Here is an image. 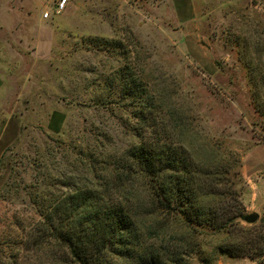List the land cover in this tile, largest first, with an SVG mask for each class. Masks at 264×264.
I'll return each mask as SVG.
<instances>
[{
  "label": "rangeland",
  "instance_id": "obj_1",
  "mask_svg": "<svg viewBox=\"0 0 264 264\" xmlns=\"http://www.w3.org/2000/svg\"><path fill=\"white\" fill-rule=\"evenodd\" d=\"M50 7L0 0V264L69 260L43 216L76 189H100L101 161L137 142L133 80L196 159L230 153L239 173L264 141V0H67L43 19ZM252 214L241 230L196 234L185 263L264 264V214ZM246 237L254 258L216 252Z\"/></svg>",
  "mask_w": 264,
  "mask_h": 264
},
{
  "label": "trees",
  "instance_id": "obj_2",
  "mask_svg": "<svg viewBox=\"0 0 264 264\" xmlns=\"http://www.w3.org/2000/svg\"><path fill=\"white\" fill-rule=\"evenodd\" d=\"M128 92L137 142L101 161L100 189H76L43 216L48 239L69 256L56 264H186L200 252L196 234L238 230L245 216L235 157L194 158L188 145L164 135L147 85L133 80ZM246 239L220 243L216 252L254 258L256 243Z\"/></svg>",
  "mask_w": 264,
  "mask_h": 264
},
{
  "label": "crops",
  "instance_id": "obj_3",
  "mask_svg": "<svg viewBox=\"0 0 264 264\" xmlns=\"http://www.w3.org/2000/svg\"><path fill=\"white\" fill-rule=\"evenodd\" d=\"M239 174L245 212L264 214V141L252 144L241 155Z\"/></svg>",
  "mask_w": 264,
  "mask_h": 264
},
{
  "label": "built area",
  "instance_id": "obj_4",
  "mask_svg": "<svg viewBox=\"0 0 264 264\" xmlns=\"http://www.w3.org/2000/svg\"><path fill=\"white\" fill-rule=\"evenodd\" d=\"M67 0H51V7L43 12L42 18L49 19L60 14L66 7Z\"/></svg>",
  "mask_w": 264,
  "mask_h": 264
},
{
  "label": "water",
  "instance_id": "obj_5",
  "mask_svg": "<svg viewBox=\"0 0 264 264\" xmlns=\"http://www.w3.org/2000/svg\"><path fill=\"white\" fill-rule=\"evenodd\" d=\"M242 220H244L245 222L249 223V224H252L254 222H256L257 220V215L255 214H252V213H249V214H246Z\"/></svg>",
  "mask_w": 264,
  "mask_h": 264
}]
</instances>
